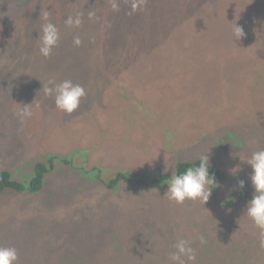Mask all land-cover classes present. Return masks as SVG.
Returning a JSON list of instances; mask_svg holds the SVG:
<instances>
[{
  "label": "rangeland",
  "instance_id": "rangeland-1",
  "mask_svg": "<svg viewBox=\"0 0 264 264\" xmlns=\"http://www.w3.org/2000/svg\"><path fill=\"white\" fill-rule=\"evenodd\" d=\"M118 3L0 0V172L26 184L38 162L59 158L41 190L0 194V247H15L17 264H173L185 239L188 264H264L249 200L224 205L252 197L246 162L264 150V0H146L134 13ZM43 10L59 29L48 58ZM77 13L81 25L66 26ZM49 80L83 86L73 113L44 95ZM207 153L219 187L204 205L169 201L167 182H99L150 183Z\"/></svg>",
  "mask_w": 264,
  "mask_h": 264
},
{
  "label": "clouds",
  "instance_id": "clouds-1",
  "mask_svg": "<svg viewBox=\"0 0 264 264\" xmlns=\"http://www.w3.org/2000/svg\"><path fill=\"white\" fill-rule=\"evenodd\" d=\"M146 0H131V11L143 10ZM113 10L119 9L118 0H111ZM89 19L94 17L95 13L89 12ZM50 12L43 10L41 18L46 21L41 25V32L38 36L39 54L48 58L52 50L57 46L59 41V29L49 21ZM82 14L77 13L75 17L69 16L65 20V25L69 27H79L82 23ZM233 34L235 41L244 37L245 33L241 26L233 25ZM73 44L79 46L81 39L79 36L74 37ZM45 96H52L56 109L66 113H73L80 105L81 99L86 95L85 89L80 84H74L71 80H64L56 83L49 80L48 84L43 87ZM31 105L20 106L16 115L24 120L32 115ZM209 153V152H208ZM204 154L199 157V164L194 167H188L183 172L171 175L167 181V191L164 196L169 201L176 204H182L186 200L200 201L206 204L210 199L212 186L219 187L215 178V173H210L209 155ZM251 168L249 177L253 188V195L246 203L243 215L249 218L253 225L260 230L259 235L264 241V150L255 151L246 162ZM235 169V168H234ZM232 169V170H234ZM238 187H244V181L238 182ZM200 243H205L203 237H198ZM175 251L171 253L170 260L173 264H188L196 261V252L190 246V242L185 239H178L174 244ZM18 254L15 247H0V264H17Z\"/></svg>",
  "mask_w": 264,
  "mask_h": 264
},
{
  "label": "trees",
  "instance_id": "trees-1",
  "mask_svg": "<svg viewBox=\"0 0 264 264\" xmlns=\"http://www.w3.org/2000/svg\"><path fill=\"white\" fill-rule=\"evenodd\" d=\"M59 158L57 156H51L46 162H38L35 165L34 175L29 179L26 184L17 182L12 179L11 175L6 172H0V194L5 190H13L16 192L27 191L28 193H33L36 191L41 190L43 184L45 183V175L55 169L54 162L59 163ZM61 162L67 164V162L61 159ZM199 164V159L194 161H185L179 162L176 165V174L183 172L188 167H194ZM212 167H210V173H213ZM99 178V176H96ZM170 175L168 174H161L159 177L153 179L150 183H145L141 180H130L128 177L122 173H116L115 176L108 182H104L102 179L99 180L107 189H112L117 186L121 182H134V184H142V185H162L168 181ZM238 198H244L250 200L251 197L247 196L243 193H236L230 197V199L224 203V205L229 206L234 202V200Z\"/></svg>",
  "mask_w": 264,
  "mask_h": 264
}]
</instances>
